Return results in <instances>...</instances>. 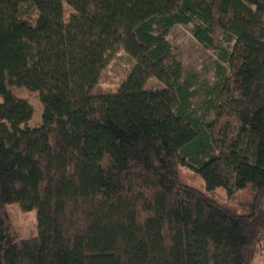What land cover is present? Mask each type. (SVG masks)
I'll list each match as a JSON object with an SVG mask.
<instances>
[{
    "label": "trees",
    "instance_id": "obj_1",
    "mask_svg": "<svg viewBox=\"0 0 264 264\" xmlns=\"http://www.w3.org/2000/svg\"><path fill=\"white\" fill-rule=\"evenodd\" d=\"M190 25L226 66L209 122L169 40ZM114 49L134 65L116 93H94ZM19 91L42 105L34 128ZM218 189L252 198L239 213L210 197ZM10 205L37 211V237L18 239ZM259 253L264 0H0V264H257Z\"/></svg>",
    "mask_w": 264,
    "mask_h": 264
},
{
    "label": "rangeland",
    "instance_id": "obj_2",
    "mask_svg": "<svg viewBox=\"0 0 264 264\" xmlns=\"http://www.w3.org/2000/svg\"><path fill=\"white\" fill-rule=\"evenodd\" d=\"M170 43L173 54L183 66L184 78L190 80L196 96L193 99L194 110L199 116H206L209 122L214 119L213 111H208L211 93L219 83V68H225L217 52L205 49L193 36V26H177L170 35ZM224 48H230L227 42ZM134 61L123 50L114 49L111 51V58L107 67L102 72L100 81L94 93H116L122 83L127 79ZM211 92V93H210ZM17 96L27 100L35 111V117L30 123L34 128L42 120V105L37 95L27 91L17 92ZM182 181L199 190L205 192L204 183L201 177L193 170H181ZM210 197L215 199L224 207L231 208L236 212H244L252 196L250 190L241 191L230 197L225 190L218 189ZM8 214L12 227L19 240L31 239L38 236L37 211H24L19 205H10ZM257 264H264L262 254L256 258Z\"/></svg>",
    "mask_w": 264,
    "mask_h": 264
}]
</instances>
